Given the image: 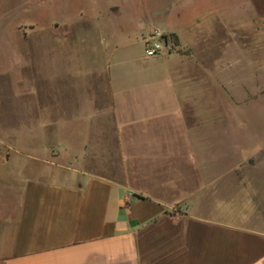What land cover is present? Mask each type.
<instances>
[{
	"label": "crops",
	"instance_id": "crops-1",
	"mask_svg": "<svg viewBox=\"0 0 264 264\" xmlns=\"http://www.w3.org/2000/svg\"><path fill=\"white\" fill-rule=\"evenodd\" d=\"M156 1L145 20L164 27L142 41L169 36L161 56L123 47L116 62L106 23L133 3L96 0L89 48L82 32L52 35L42 52L57 59L0 100V264H264V176L240 174V141L219 157L208 125L211 104L242 97L214 73L242 37L241 0L206 26L175 9L212 0ZM250 1L264 22V0Z\"/></svg>",
	"mask_w": 264,
	"mask_h": 264
},
{
	"label": "rangeland",
	"instance_id": "rangeland-1",
	"mask_svg": "<svg viewBox=\"0 0 264 264\" xmlns=\"http://www.w3.org/2000/svg\"><path fill=\"white\" fill-rule=\"evenodd\" d=\"M96 0H0V100L18 94V87L30 86L35 76L40 75L56 58L43 54L44 44L52 48L58 46V39L53 36L69 31L82 32L81 39L76 40V46L89 48L86 39L93 24L88 22L96 17L104 6L95 4ZM114 3L123 0H112ZM235 0H212L210 5L193 8L178 7L175 9L178 18L183 16H198L201 25L206 26L207 14L215 10L233 8ZM133 5L121 7L118 14L106 23L108 28L105 36L106 44L111 48L118 47L114 56L117 62L123 47L138 52L146 49L143 36L154 27H164L163 22L151 23L146 16L158 9L156 0H131ZM238 0H236V4ZM215 6V7H214ZM214 7V8H213ZM225 7V8H224ZM240 17V22H239ZM214 18V17H213ZM212 18V19H213ZM237 25L242 27V37L237 34L235 43L225 44L218 51L223 54L217 59L225 68L219 73L226 91L228 82L234 79L239 86L242 97L236 98V103L225 100L219 104V111H214L213 105L209 113L208 125L220 127V139H225L226 149L219 151L229 161V142L240 141L242 146V176H264V22L256 21L255 12L250 0H241V12L236 10ZM212 23V22H210ZM213 25V24H212ZM82 42V43H81ZM67 58V56H62ZM82 57H89L88 53ZM230 65V67L228 66ZM232 78V79H231ZM18 84H20L18 86ZM217 86H211V94ZM226 94V93H225ZM5 100V99H4ZM6 102V105L9 103ZM224 107V109H223ZM217 109V108H216ZM224 110L225 117H222ZM233 110L236 112L233 113ZM8 119H0L2 127L8 125ZM224 129V130H223ZM235 133H230L231 130ZM224 132V134H222ZM253 151H258L257 154ZM238 153V152H237ZM238 158V155H237ZM238 161V159H236ZM226 170L228 166L226 164ZM238 173V171H237ZM263 206L258 207V220L264 223ZM261 203V200H260Z\"/></svg>",
	"mask_w": 264,
	"mask_h": 264
},
{
	"label": "built area",
	"instance_id": "built-area-1",
	"mask_svg": "<svg viewBox=\"0 0 264 264\" xmlns=\"http://www.w3.org/2000/svg\"><path fill=\"white\" fill-rule=\"evenodd\" d=\"M173 47V41L169 36L155 33L146 41V57L156 58Z\"/></svg>",
	"mask_w": 264,
	"mask_h": 264
}]
</instances>
